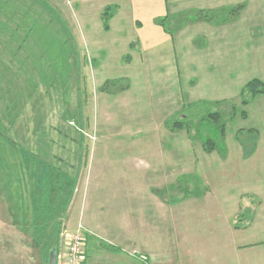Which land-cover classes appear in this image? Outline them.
<instances>
[{
  "label": "rangeland",
  "instance_id": "rangeland-1",
  "mask_svg": "<svg viewBox=\"0 0 264 264\" xmlns=\"http://www.w3.org/2000/svg\"><path fill=\"white\" fill-rule=\"evenodd\" d=\"M7 1L0 264H47L78 223L98 243L87 264H194L196 245L214 264L226 243L205 240L225 213L264 239V32L236 26V0Z\"/></svg>",
  "mask_w": 264,
  "mask_h": 264
},
{
  "label": "crops",
  "instance_id": "crops-1",
  "mask_svg": "<svg viewBox=\"0 0 264 264\" xmlns=\"http://www.w3.org/2000/svg\"><path fill=\"white\" fill-rule=\"evenodd\" d=\"M236 1H237L238 9H239V15L236 16V19L238 18L236 26L239 29L245 32H248V33L252 30L256 32H259V31L264 32V2H263L264 0H236ZM209 2H214V1L197 0L196 2H193L195 4L194 5L192 4L191 7L208 10V9H211L212 6L214 5V4L211 5ZM253 2L258 3L260 7H258L257 9L252 8L251 4ZM227 4L229 5V2ZM200 24L205 25L206 28L208 26L211 27L210 23L208 22L205 24L203 23H200ZM76 207L79 210V203L77 204ZM244 207L253 210L248 205V203H245ZM221 210H224V209H221ZM96 211H98V215H99V213L102 212V209L96 208L95 212ZM80 215L82 216L84 223L88 225L89 227H91L88 223L93 224L94 222L91 219V212L89 211V208H88V211H86L84 207L81 208L79 212V216ZM228 216L229 215L225 213L224 217H220L221 219L219 218L213 219V221L224 223L226 226H223L221 224V227L214 226L208 229V234H207L208 236H206V240H205L206 243H208L207 239L209 238H212L213 239L212 241L215 244H219L220 242L226 243V248L222 254V257H220V259L217 258L214 264H264V239L256 238V237L243 238V234H245L244 232L246 231L240 228L235 229L233 227L232 221L228 218ZM220 220H222V222ZM227 223H232V226L227 225ZM231 233H234L235 236H231ZM194 234L196 233L194 232ZM244 236L247 237L246 235ZM234 237H236L235 240H233ZM192 239L195 240L193 241V243H196L198 240L200 241V239L197 238V235H192L191 241ZM103 242H106V241L99 240V244ZM95 243H97V241L93 239L91 235H88L86 239V243H85V251L87 252V255L89 254L90 246L94 245ZM196 247L198 248V253L195 252V257H193L192 259L193 263L194 264H206V261H207L206 256H205V259L201 258L199 262V258L201 257L200 255L204 254L203 251L202 253H200V250H202V247L198 245H196ZM208 249L209 247L208 245H206V251ZM87 261H88V258L85 259V262L83 264H87Z\"/></svg>",
  "mask_w": 264,
  "mask_h": 264
},
{
  "label": "built area",
  "instance_id": "built-area-1",
  "mask_svg": "<svg viewBox=\"0 0 264 264\" xmlns=\"http://www.w3.org/2000/svg\"><path fill=\"white\" fill-rule=\"evenodd\" d=\"M90 234L86 228L78 223L73 231H66L61 235L62 243L56 254V264H83L85 258V243ZM142 260L144 256H140Z\"/></svg>",
  "mask_w": 264,
  "mask_h": 264
},
{
  "label": "trees",
  "instance_id": "trees-1",
  "mask_svg": "<svg viewBox=\"0 0 264 264\" xmlns=\"http://www.w3.org/2000/svg\"><path fill=\"white\" fill-rule=\"evenodd\" d=\"M7 3H9V0L7 1V2H5V6L4 7H8L7 6ZM0 8H2V6L0 7ZM104 16H107L108 15V11H105L104 13ZM111 14V13H110ZM110 14H109V16H110ZM108 16V17H109ZM108 20V19H107ZM107 20H105L104 21V27H105V29L107 28V25H106V21ZM110 83V82H109ZM117 82H115V81H111V84H116ZM255 83H257V82H255ZM108 84V83H107ZM30 85L32 86L33 84L32 83H30ZM126 84L125 85H123V86H121L120 87V89H124V88H126ZM250 87V85H248V88ZM103 89H104V87H103ZM251 91H253L254 92V89H251ZM28 96H29V93H28ZM28 98H30V97H28ZM208 116L210 117V118H215L214 120H215V122L218 120V118H219V116H218V113H216V112H214V111H212V112H210V114L208 113ZM183 120H181V119H177V120H174V125H177V126H182V122ZM219 129H220V131H224V129L222 128V125H219ZM254 133V132H253ZM252 135H254L255 136V133L254 134H252ZM253 139L255 140V137H253ZM253 140V142H255ZM204 144H205V146H207L206 147V150H210V152L211 151H213V148L215 147V145H213L214 143H213V139H211V138H207L206 139V141L204 142ZM62 174V176H64V177H66V178H71V174H68V173H61ZM67 183H68V181H65L64 182V180H63V184H64V186H65V189L64 188H62L63 190H65V193H66V196H65V201H64V205H63V210L59 213V215H62L63 213H64V211H65V204H68V202H69V199L71 198V194H72V192H73V187H72V181L69 183V186H67ZM63 194H64V192H60V191H58V193H54L53 191H52V194H51V196L53 197V196H57V197H59V199H61V197L63 196ZM68 196V197H67ZM52 202V200H46V203H51ZM51 208V207H50ZM54 208H51L50 209V211H52ZM54 216H56V210H55V214H54ZM53 216V217H54ZM52 217V218H53ZM14 218V217H13ZM50 221H51V218L50 219H48L47 220V225L46 226H48L49 224H50ZM23 224V223H22ZM20 225H21V223H20ZM45 225V224H44ZM38 226V225H37ZM49 233V235L51 234V232H48ZM43 236H45V234H43V233H41L40 232V234L38 235V238L39 239H41ZM50 236H53V234H51ZM57 239H58V236H54L53 238H51L50 239V241H49V244H48V248L49 249H51V248H56V250L58 251L59 250V242L57 241ZM34 240V242L37 244L38 242H37V240L36 239H33ZM56 241V242H55Z\"/></svg>",
  "mask_w": 264,
  "mask_h": 264
},
{
  "label": "water",
  "instance_id": "water-1",
  "mask_svg": "<svg viewBox=\"0 0 264 264\" xmlns=\"http://www.w3.org/2000/svg\"><path fill=\"white\" fill-rule=\"evenodd\" d=\"M56 254V248L53 247L49 250L47 264H56Z\"/></svg>",
  "mask_w": 264,
  "mask_h": 264
}]
</instances>
